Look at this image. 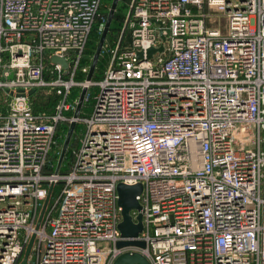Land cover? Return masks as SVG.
<instances>
[{"label": "built area", "instance_id": "obj_1", "mask_svg": "<svg viewBox=\"0 0 264 264\" xmlns=\"http://www.w3.org/2000/svg\"><path fill=\"white\" fill-rule=\"evenodd\" d=\"M101 6L0 0V264L32 236L29 264H264V0H129L102 78L77 81ZM83 87L93 105L74 118ZM52 92L53 112L36 113ZM72 122L71 165L48 170ZM119 184L140 186L133 237Z\"/></svg>", "mask_w": 264, "mask_h": 264}, {"label": "water", "instance_id": "obj_2", "mask_svg": "<svg viewBox=\"0 0 264 264\" xmlns=\"http://www.w3.org/2000/svg\"><path fill=\"white\" fill-rule=\"evenodd\" d=\"M118 3H119V0H112V2H111L105 23L103 25V29L101 31V34H100V37L98 39L94 54L92 56V60H91L90 66H89V71H88L87 76H86V82H91L93 79V75H94L99 57L102 53V49H103V46H104V43H105V40H106V37H107V34H108V31H109V28H110L112 19L114 17ZM161 50H162V48L158 49V51H161ZM153 52H154L153 49L149 50L148 51V57H150ZM139 56H140V54H139ZM50 62L53 64H60L63 70H65L67 68V63L65 62V60L63 58H58V57L53 56L50 58ZM11 77L12 76H10V78ZM33 92H34L33 90L30 91L29 95L33 94ZM86 94H87V87H83L81 89V92L79 95L76 110L73 114L74 118H77L79 116V113H80V110H81L82 105L84 103V99H85ZM74 128H75V123H73V122L71 124H69V126L67 128V132L65 134V137H64V140L62 143V147H61V150L59 153L55 172H58L60 170L62 162L65 158L66 153H67V150H68V147H69L72 135H73ZM51 190H52V186L49 187L47 198L45 199L43 207L41 209L36 228H38L40 221L42 219V216L44 214L45 207H46L48 200L50 198ZM139 192H140V186H138V185L137 186H127L124 184H119L117 186V193H118V197H119L118 205L121 208V216H122V222L120 223L119 230H120L123 237H133L139 233L137 228H136V225H134V223L132 222L131 216H130V212L132 210H136V208L138 206L135 198L139 194ZM137 220H141L140 215L137 217ZM33 242H34V236L31 237V239H30V241H29V243H28V245L24 251L23 258L19 264H29L28 259H29V255L31 252ZM132 244H135V243L121 242V243L117 244V247H122L125 245H132ZM137 245L141 246V247L143 246V244H141V243L140 244L137 243ZM113 264H148V262L139 254H132V255L123 254V255L119 256L114 261Z\"/></svg>", "mask_w": 264, "mask_h": 264}, {"label": "trees", "instance_id": "obj_3", "mask_svg": "<svg viewBox=\"0 0 264 264\" xmlns=\"http://www.w3.org/2000/svg\"><path fill=\"white\" fill-rule=\"evenodd\" d=\"M112 0H102V6H101V17L102 20H99L96 22V24L93 27V30L90 34L88 43L86 45V49H85V57L84 59L80 62L81 66H90L91 60H92V56L94 54L98 39L100 37L101 31H99V27L100 25L105 22L106 17H107V13L109 10V7L111 5ZM128 2L129 0H119V3L117 5L114 17L112 19L107 37H106V43H108L110 46H114L116 39L122 29V25H123V19L124 16L126 14L127 11V7H128ZM109 59L108 54L106 53H102L101 55V59L98 60L97 66L96 68L101 70L100 74L93 75V81H98L102 78L103 75V71L104 69H102V65L105 67L107 61ZM96 71V69H95ZM86 76L83 74H78V76L76 77L77 81H83L85 80ZM89 91H91V94H89L90 98L87 102V107H85V112L88 113L86 111L89 110V108L93 105V96L96 92L95 88H90ZM59 100V96H57L54 92H52L49 96H47L46 98H42V99H38L36 100V102L33 105V110L36 113H40V112H47V113H52L54 110L55 105L57 104ZM90 112V111H89ZM68 126L66 125H61L58 128V133H57V138H56V146L54 148V153L51 154L50 156V162H49V166H48V170H52V167L56 165L57 160H58V156H59V152L56 151L57 148V143L59 144L60 142V147L62 146V142L64 140V136L66 134ZM77 127H75V130L73 132L72 135V139L70 141V145H69V149L65 155V158L63 160V164L61 167V172H65L69 166L71 165L72 162V149L75 148L76 144H77Z\"/></svg>", "mask_w": 264, "mask_h": 264}, {"label": "rangeland", "instance_id": "obj_4", "mask_svg": "<svg viewBox=\"0 0 264 264\" xmlns=\"http://www.w3.org/2000/svg\"><path fill=\"white\" fill-rule=\"evenodd\" d=\"M217 26H219L220 28H221V31H223V32H225V27H224V23H223V18L222 17H220V18H218V20H217ZM101 55H102V53H101ZM101 55H100V57H99V59H101ZM107 64V63H106ZM105 67L102 65V69H104ZM95 73V75H97V74H100L101 73V70L100 69H98V68H96V71L94 72ZM79 94V92H78V90L75 88V89H73V95L71 96V97H69V101H72L73 100V98L74 97H76L77 95ZM88 94H91V91H88ZM83 109H82V113H85V107H87L88 108V106H87V103H86V101H84V103H83ZM87 108H86V111L87 112H89L90 110H91V107L89 108V110H87ZM67 132V131H66ZM65 137V136H64ZM72 139V138H71ZM63 143V142H62ZM57 148H56V151H58L59 153H60V150H61V147H60V142H59V144L57 143ZM70 145V144H69ZM68 149H69V147H68ZM68 151V150H67ZM58 192H59V187L57 186L55 189H54V195H53V197L51 198V202H53L54 201V199H55V196L58 194ZM140 210V207L139 206H137V208H136V211H139ZM135 225H136V228H137V230H138V232H141L142 231V221L141 220H135ZM119 227H120V225H119Z\"/></svg>", "mask_w": 264, "mask_h": 264}]
</instances>
